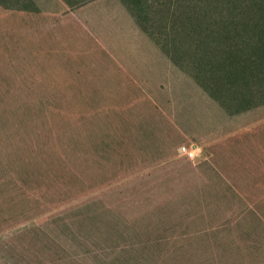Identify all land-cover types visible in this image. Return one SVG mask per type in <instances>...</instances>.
I'll return each instance as SVG.
<instances>
[{
	"label": "rangeland",
	"instance_id": "obj_1",
	"mask_svg": "<svg viewBox=\"0 0 264 264\" xmlns=\"http://www.w3.org/2000/svg\"><path fill=\"white\" fill-rule=\"evenodd\" d=\"M0 243L264 264V0H0Z\"/></svg>",
	"mask_w": 264,
	"mask_h": 264
},
{
	"label": "built area",
	"instance_id": "obj_2",
	"mask_svg": "<svg viewBox=\"0 0 264 264\" xmlns=\"http://www.w3.org/2000/svg\"><path fill=\"white\" fill-rule=\"evenodd\" d=\"M177 151L180 155H183L190 160H197L201 156V149L199 146L195 144H191V145L182 144L178 146Z\"/></svg>",
	"mask_w": 264,
	"mask_h": 264
},
{
	"label": "crops",
	"instance_id": "obj_3",
	"mask_svg": "<svg viewBox=\"0 0 264 264\" xmlns=\"http://www.w3.org/2000/svg\"><path fill=\"white\" fill-rule=\"evenodd\" d=\"M15 256V254L8 249H5L2 243H0V264H8V260L13 264H19V259Z\"/></svg>",
	"mask_w": 264,
	"mask_h": 264
}]
</instances>
